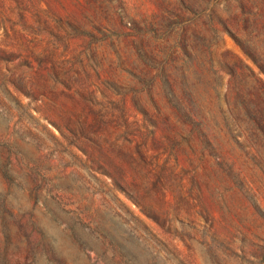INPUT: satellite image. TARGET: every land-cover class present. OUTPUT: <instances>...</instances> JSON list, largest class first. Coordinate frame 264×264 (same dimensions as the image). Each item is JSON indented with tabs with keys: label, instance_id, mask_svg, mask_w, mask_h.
<instances>
[{
	"label": "rangeland",
	"instance_id": "obj_1",
	"mask_svg": "<svg viewBox=\"0 0 264 264\" xmlns=\"http://www.w3.org/2000/svg\"><path fill=\"white\" fill-rule=\"evenodd\" d=\"M0 264H264V0H0Z\"/></svg>",
	"mask_w": 264,
	"mask_h": 264
},
{
	"label": "trees",
	"instance_id": "obj_2",
	"mask_svg": "<svg viewBox=\"0 0 264 264\" xmlns=\"http://www.w3.org/2000/svg\"><path fill=\"white\" fill-rule=\"evenodd\" d=\"M256 65L259 69V72L260 71L262 72L263 71L262 67L259 64H256ZM251 72L254 74V71H251ZM54 125H56V124H54ZM57 127H58V129H60L59 126H57ZM60 131L63 134V131L61 129H60ZM91 162L94 163L92 160H91ZM105 171H106V174L109 175V177L112 176V173H117L115 177L112 176V178H111V181H112V184L114 185V187H116L120 190H123V191H127L129 193V197L137 205V207H139L140 211H142L143 213H145L147 215H149L151 213L149 208H147V210H144V208L141 207V203L143 200L139 196V194H137L139 184H137L138 182L134 177L127 178L125 176V174H124L125 171L122 168V164H120V163L118 164V162H116L113 165V172L109 173V172H107V170H105ZM154 219H156V218H154Z\"/></svg>",
	"mask_w": 264,
	"mask_h": 264
}]
</instances>
